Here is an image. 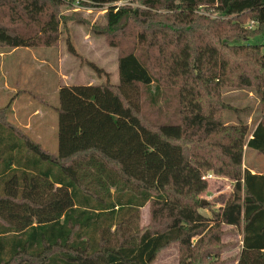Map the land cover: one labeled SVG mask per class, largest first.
Segmentation results:
<instances>
[{
    "label": "trees",
    "instance_id": "obj_1",
    "mask_svg": "<svg viewBox=\"0 0 264 264\" xmlns=\"http://www.w3.org/2000/svg\"><path fill=\"white\" fill-rule=\"evenodd\" d=\"M75 1L107 6L111 45L134 42L117 83L59 88L55 153L0 120V264H155L173 242L183 252L196 235L219 243L222 225H243L237 264H264V174L243 168L245 149L264 154V115L249 133L213 112L225 86L255 87L264 103V0H0V45H55L60 8ZM154 84L178 89L181 121L145 118L141 97ZM204 140L235 181L210 216L198 196L214 163L191 146ZM147 203L152 225L142 227Z\"/></svg>",
    "mask_w": 264,
    "mask_h": 264
},
{
    "label": "rangeland",
    "instance_id": "obj_2",
    "mask_svg": "<svg viewBox=\"0 0 264 264\" xmlns=\"http://www.w3.org/2000/svg\"><path fill=\"white\" fill-rule=\"evenodd\" d=\"M137 3V2H135ZM107 6H88L79 2H67L60 8L61 36L53 46L8 48L0 45V120L17 124L43 148L55 153L58 149V90L63 85L88 83H117L119 81L118 58L130 50L134 37L123 39L120 45L110 44L113 35L106 31ZM119 38L120 32L114 33ZM70 45L73 46V50ZM143 49L146 50V47ZM148 57L154 64L160 55L152 48ZM264 52V47L262 48ZM140 54V52H138ZM92 64L103 69L99 74ZM153 71L155 69L152 68ZM208 100V98H206ZM219 101L223 107L213 110L227 126L246 125L249 133L263 119L262 95L255 87L243 85L225 86ZM143 114L150 123L181 121V103L178 89L155 84L144 90L141 97ZM206 111L211 108L206 105ZM39 112V113H38ZM197 132V136L200 135ZM195 139V134L192 136ZM198 156L212 160V172L216 177L207 180L208 186L199 194V199L210 205L201 208L205 215H212L233 196L235 181L219 173L217 168L227 169L228 158L222 156L217 146L204 140L191 144ZM225 162V163H224ZM256 172L264 171V154L254 149H245L243 168ZM207 172V173H208ZM150 203L141 209L139 224L152 225ZM220 242L207 241L205 234L192 238V250L182 251L178 242L163 248L155 264H237L241 249V238L236 229L221 227ZM208 242H211L208 245ZM197 247V249H194ZM183 256L184 262L181 263Z\"/></svg>",
    "mask_w": 264,
    "mask_h": 264
},
{
    "label": "crops",
    "instance_id": "obj_3",
    "mask_svg": "<svg viewBox=\"0 0 264 264\" xmlns=\"http://www.w3.org/2000/svg\"><path fill=\"white\" fill-rule=\"evenodd\" d=\"M39 113V112H38ZM58 139V138H57ZM249 169V168H248ZM252 173H256V174H264V171H259V172H256V171H254V170H252V169H249ZM225 227L226 228H228V229H236L237 230V235H239V237L241 238V242H242V244H243V241H242V239H243V225H242V227L241 228H238V227H236V226H232V225H225ZM241 248H242V245H241ZM241 250V249H240ZM239 258V257H238ZM237 263H238V259H237Z\"/></svg>",
    "mask_w": 264,
    "mask_h": 264
},
{
    "label": "built area",
    "instance_id": "obj_4",
    "mask_svg": "<svg viewBox=\"0 0 264 264\" xmlns=\"http://www.w3.org/2000/svg\"><path fill=\"white\" fill-rule=\"evenodd\" d=\"M123 3H124L123 1H118V2H116V4H118V5H121V4H123ZM213 177H216L215 174H213L212 172H208V173H206V174L203 176V179L208 180V179L213 178Z\"/></svg>",
    "mask_w": 264,
    "mask_h": 264
},
{
    "label": "water",
    "instance_id": "obj_5",
    "mask_svg": "<svg viewBox=\"0 0 264 264\" xmlns=\"http://www.w3.org/2000/svg\"><path fill=\"white\" fill-rule=\"evenodd\" d=\"M201 202H202V204H206L207 200H202Z\"/></svg>",
    "mask_w": 264,
    "mask_h": 264
}]
</instances>
